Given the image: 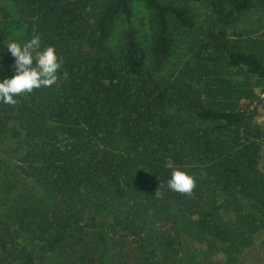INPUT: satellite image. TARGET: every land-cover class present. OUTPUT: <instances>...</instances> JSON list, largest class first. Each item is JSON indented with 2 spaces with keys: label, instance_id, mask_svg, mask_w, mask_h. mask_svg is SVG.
<instances>
[{
  "label": "trees",
  "instance_id": "obj_1",
  "mask_svg": "<svg viewBox=\"0 0 264 264\" xmlns=\"http://www.w3.org/2000/svg\"><path fill=\"white\" fill-rule=\"evenodd\" d=\"M34 34L63 63L0 103V264H238L264 247V0H0V79L10 39ZM177 167L191 195L168 189Z\"/></svg>",
  "mask_w": 264,
  "mask_h": 264
},
{
  "label": "clouds",
  "instance_id": "obj_2",
  "mask_svg": "<svg viewBox=\"0 0 264 264\" xmlns=\"http://www.w3.org/2000/svg\"><path fill=\"white\" fill-rule=\"evenodd\" d=\"M7 51L14 58V71L11 77L0 79V103L14 106L16 97L57 83L63 61L55 46L42 47L39 34L24 42L10 39ZM195 184V177L180 167L172 169L167 179L168 189L180 194L191 195Z\"/></svg>",
  "mask_w": 264,
  "mask_h": 264
},
{
  "label": "rangeland",
  "instance_id": "obj_3",
  "mask_svg": "<svg viewBox=\"0 0 264 264\" xmlns=\"http://www.w3.org/2000/svg\"><path fill=\"white\" fill-rule=\"evenodd\" d=\"M258 106L260 108L259 121L264 123V95L263 101L261 103H258ZM5 147L9 150L8 152L10 155L15 154L14 150L16 148V143L14 141L6 142ZM27 190V187L21 185L19 186L18 191L26 192ZM238 264H264V247L259 243L252 249L248 250Z\"/></svg>",
  "mask_w": 264,
  "mask_h": 264
}]
</instances>
